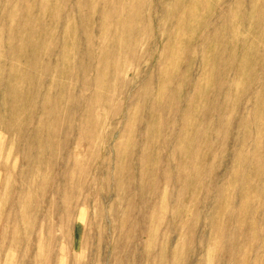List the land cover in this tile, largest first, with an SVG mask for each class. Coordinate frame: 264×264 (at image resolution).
<instances>
[{
    "label": "rangeland",
    "instance_id": "374dc122",
    "mask_svg": "<svg viewBox=\"0 0 264 264\" xmlns=\"http://www.w3.org/2000/svg\"><path fill=\"white\" fill-rule=\"evenodd\" d=\"M16 1L0 0V264L11 263L19 235L21 248L46 246L40 236L51 222L58 227L60 191L71 204L81 194V203L70 206V225L53 231L57 264H72L87 233L98 244L87 246V264H264V0H197L185 32L172 0H148L147 20L126 24L127 32L113 20L129 3L53 0L65 2L59 23L49 16L33 24L46 30L36 57L52 65L36 66L26 82L10 70V56L29 49L24 35L9 34L21 17L9 12ZM21 1L39 8V0ZM66 20L71 36L61 29ZM19 67L26 70L23 60ZM8 83L26 92L30 111L9 105ZM193 105L194 125L206 128L199 134L185 128ZM181 134L196 142L188 147ZM34 135L38 143L27 142ZM42 152L53 164L26 163ZM66 169L69 181H87L76 195L64 188ZM49 200L55 207L46 215Z\"/></svg>",
    "mask_w": 264,
    "mask_h": 264
},
{
    "label": "bare ground",
    "instance_id": "6f19581e",
    "mask_svg": "<svg viewBox=\"0 0 264 264\" xmlns=\"http://www.w3.org/2000/svg\"><path fill=\"white\" fill-rule=\"evenodd\" d=\"M53 1V0H52ZM52 1L50 0H39L37 1L38 3V9H35L34 6H32V2L29 3L30 5L29 6H25V2L23 1H16V3L19 5V8L16 9V10H11L9 12L12 13V15H16L17 17V14L20 13L21 17H19L18 21L16 23L12 22L10 23V26H11V30L9 31V34L12 35L14 33H20L22 35H24V37H21V46L22 44H25L29 49L27 51L23 50L24 48V45L22 46L23 48L20 47V49L18 50L17 52V56H15L14 54L11 55L10 57L14 60L15 58V62L12 63V60H11V66H10V70H13L15 72V74L12 76L13 79L19 81V82H26L28 80V77H33L32 76V73H34V69H36V66H42V67H50L52 64H51V61H47L46 63H43L41 60H39L36 55L39 53L38 49H39V42H40V37H44L45 34H46V30L43 29V28H34L33 27V24H39L41 23V19H43V17H53L54 16V19L55 21L57 22L61 16H62V13H63V7H61L63 4H65V2H63L60 7H56L57 5H54L56 4L57 2H54L52 3ZM57 1V0H56ZM158 1V0H156ZM189 1V0H188ZM2 2V1H1ZM29 2V1H28ZM49 2V3H48ZM126 2V3H129L128 4V7L129 9H125V11L122 13L123 16L118 19V20H113V22L116 23V25L119 27V29H121L122 31L124 32H127L129 30L128 27H126L128 24H131V23H134V22H139L140 20L144 19V20H147V18L145 17V10L150 8L151 7V3H149L148 0H115V3H123ZM159 2V1H158ZM25 3V4H23ZM60 3V1H59ZM164 3V2H163ZM172 3L174 5V9H175V13L173 14L172 16V19H175V20H180L182 22V27L180 29L181 32H185L188 30V27H187V22L189 21L188 19H190L191 21H195L196 18H197V13L196 11H198L202 4L201 2L198 1L197 3V0H192L191 3L187 4V6H184L182 5L181 3V0H172ZM255 3V2H254ZM111 4V3H110ZM159 4V3H158ZM112 5V4H111ZM17 6V5H15ZM119 6V5H118ZM124 6V5H123ZM156 6V5H155ZM127 7V6H126ZM159 7V6H158ZM249 7V6H248ZM14 8V7H13ZM105 8H108V6H105ZM146 8V9H145ZM250 8V7H249ZM75 10H73V12H76V8H74ZM251 9V8H250ZM10 10V9H9ZM18 10V12H17ZM19 10H23V11H19ZM127 10V11H126ZM142 10V12H141ZM108 11H111L112 15H116V14H119L118 12H122V9H118V8H115L114 6H109L108 8ZM72 12V14H73ZM3 13V12H2ZM6 13L7 12V9H6ZM160 13V12H159ZM247 13V12H246ZM259 13V12H257ZM261 13V12H260ZM264 13V12H263ZM5 14V13H4ZM9 14V13H8ZM7 14V15H8ZM72 14H69V13H66L64 15V17L67 19L72 18L73 15ZM109 14V13H108ZM164 14V13H163ZM10 15V14H9ZM8 15V16H9ZM37 15L38 17H40L39 19L37 18ZM264 15V14H263ZM6 16V15H4ZM5 19H7V17ZM222 16H226V15H222ZM243 16V15H242ZM10 17V16H9ZM8 17V18H9ZM244 17V16H243ZM263 17V16H262ZM108 18V17H107ZM111 18V17H110ZM222 18V17H221ZM256 18V17H255ZM4 19V20H5ZM53 19V20H54ZM244 19V18H243ZM73 20V19H72ZM72 20H69L62 25L61 29H63L65 31V33L67 32V34H69L71 36V34L73 33V27L69 24V26H66L65 27V24L66 23H70ZM82 20V18H80V16L78 17L77 19V22H80ZM224 20V19H223ZM112 21V19H111ZM244 21V20H243ZM256 21V19H255ZM62 22V21H61ZM257 22V21H256ZM261 22L264 23V20ZM14 23V25L12 26V24ZM53 23V22H52ZM59 23V21H58ZM109 23V20H106L105 22L103 21V25L106 26V24ZM246 22H244L245 24ZM260 23V22H259ZM258 23V24H259ZM127 24V25H126ZM258 24H255L258 26ZM260 25V24H259ZM262 25V24H261ZM263 26V25H262ZM261 26V28H262ZM5 28H6V25H5ZM223 28H225L223 26ZM255 28V27H254ZM257 28V27H256ZM4 31V29H3ZM7 31V30H6ZM75 31V30H74ZM5 32V31H4ZM106 32V31H105ZM3 33V32H2ZM7 33V32H6ZM224 33V32H223ZM8 34V33H7ZM14 34V36L16 35ZM18 35V34H17ZM16 35V37H17ZM18 36H21V35H18ZM108 37V36H107ZM10 38H12L10 36ZM15 38V37H13ZM12 38V39H13ZM113 38V37H112ZM110 37V39H112ZM18 39V38H16ZM14 40V39H13ZM19 41V40H18ZM15 42V41H14ZM11 43L12 40H11ZM18 43V42H17ZM16 43V44H17ZM115 43V42H114ZM15 44V43H14ZM19 44V43H18ZM17 44V46L19 47V45ZM180 45V44H179ZM11 46V45H10ZM16 46V47H17ZM178 46V45H176ZM239 46V49H240V45ZM184 48H187V49H193L194 47L192 45H184L183 46ZM12 48H13V45H12ZM38 48V49H37ZM65 48V47H64ZM68 48V47H67ZM119 47L118 46H114V49H118ZM252 48V47H251ZM254 49V48H253ZM64 50L65 49H62V52H61V55H63V57L61 59H59V63H64L66 62L65 59H64ZM227 51V50H226ZM240 51V50H239ZM47 52V51H46ZM250 52V51H249ZM254 52V51H253ZM226 54V53H225ZM254 55V54H253ZM47 56L49 58H51V53L48 52L47 53ZM226 56V55H225ZM28 58L27 61H25L24 58ZM229 57V56H228ZM257 57V56H255ZM226 58V57H225ZM258 58V57H257ZM9 59V58H8ZM247 59V58H246ZM17 60V61H16ZM23 60V62L25 63V68L26 70H22L19 65H20V61ZM227 60V59H225ZM253 60H255V58L253 59L252 58V63H253ZM258 60V59H256ZM9 61V60H8ZM210 61V60H209ZM212 64L215 63L214 59L211 61ZM218 62L220 63L221 62V59L218 60ZM244 63V62H243ZM249 63V61H248ZM246 63V64H248ZM246 64H243V65H246ZM250 64V63H249ZM242 65V64H241ZM212 66V65H211ZM214 67V66H212ZM246 68V67H245ZM21 69V71H20ZM1 70V69H0ZM237 70V69H236ZM27 72V74L25 75V73ZM235 71V70H234ZM241 71V70H240ZM3 73V72H2ZM22 73H24L23 75H21ZM221 73V72H220ZM233 73H236V72H233ZM242 73V71H241ZM222 74V77H223V73ZM258 73H256L257 75ZM2 75V74H1ZM21 75V76H20ZM243 75V74H242ZM105 74L102 72L100 74V77L99 79L100 80H105L106 77H104ZM234 76V75H233ZM236 76V75H235ZM262 76V75H260ZM1 77V76H0ZM237 77V76H236ZM206 78V77H205ZM216 76L214 74H211L208 76V79H210V82H214L216 80ZM264 78V76H263ZM223 79V78H222ZM221 79V81H222ZM237 79V78H236ZM262 80V79H261ZM228 81V80H227ZM263 81V80H262ZM261 81V82H262ZM236 83V81H235ZM10 83H8L9 85ZM220 84V83H219ZM222 84V82H221ZM228 85V83H227ZM238 85V84H237ZM264 85V84H263ZM262 85V86H263ZM5 86V85H4ZM260 86V85H259ZM222 87V86H221ZM257 87V86H256ZM254 87L253 85V88H256ZM261 87V86H260ZM7 88V87H6ZM9 89H7V92H8V96H7V99L8 101L10 102L9 105H12L14 107H18L19 105H24L25 109L29 110L30 111V105L32 104L31 102L29 103V105H26L28 103L26 97V92L25 91H20V90H14V88L11 86V84L9 85L8 87ZM224 88V87H223ZM258 89V88H257ZM2 90V89H1ZM201 90V89H200ZM252 92V91H251ZM253 92H254V89H253ZM252 92V93H253ZM259 93L260 90L258 91ZM29 93V92H27ZM216 93V92H215ZM250 93V92H249ZM251 93V94H252ZM220 94V93H219ZM262 94V93H261ZM217 95V93H216ZM264 94H262L263 96ZM200 96V95H199ZM249 96V95H248ZM204 97V96H203ZM254 97V95H253ZM264 97V96H263ZM211 98V97H210ZM257 98V96H256ZM255 98V99H256ZM259 98V96H258ZM193 99V98H192ZM255 99L253 98L254 102H255ZM258 100V99H257ZM256 100V101H257ZM264 100V99H263ZM261 101V100H259ZM200 102V101H199ZM263 102V101H262ZM261 102V103H262ZM258 103V102H257ZM260 103V102H259ZM8 104V103H7ZM21 105V106H22ZM257 105V104H256ZM255 105V107H256ZM263 105V104H262ZM261 105V108H263ZM260 106V105H259ZM197 107V106H196ZM254 107V108H255ZM258 107V105H257ZM256 107V108H257ZM44 110V109H43ZM157 110V109H156ZM264 110V108H263ZM198 111L197 108H194V105L192 106L191 109L188 110V112L190 113V115L192 116V120L190 121H187L186 122V129H188V127L194 125V118L195 116L197 117V114H198ZM258 111V110H257ZM259 112H261L260 114H262V111H260L259 109ZM46 114L48 115H55L56 114V111L55 110H52L49 108H46V111H45ZM54 113V114H52ZM8 114V113H7ZM254 114V113H253ZM153 115V114H152ZM259 114H257L258 116ZM262 116V115H261ZM50 117V116H49ZM155 117L156 116H152V122L155 120ZM194 117V118H193ZM209 117V116H208ZM211 117V116H210ZM209 117V118H210ZM260 117V116H259ZM212 118V117H211ZM258 119V117H257ZM208 120V119H207ZM210 119L207 121L209 122ZM218 122V121H217ZM257 122V121H255ZM260 122V121H259ZM165 123V122H164ZM262 123L264 124V120L262 121ZM204 123H202L200 126H196L194 125L193 128H195L196 130V134L200 133V131L203 129H206L203 125ZM257 124V123H256ZM259 125V124H258ZM263 126V125H262ZM208 127V125H207ZM261 127V126H260ZM44 129V128H43ZM33 133V132H32ZM35 134V133H34ZM205 134V133H204ZM22 136V135H20ZM36 135H34V137H31V138H28L27 136V142H32V143H38V137H35ZM180 137L182 142H184L186 145H188V147H191L193 146V144L196 142V139H193V138H190L188 136H186L185 134H181ZM198 136V135H197ZM263 136V135H261ZM23 137V136H22ZM154 138H156V135H154ZM25 139V138H24ZM149 141V140H148ZM51 143H52V140H51ZM45 144V143H44ZM151 144V143H150ZM256 144V143H255ZM53 145V144H52ZM46 146V144H45ZM44 147V146H43ZM164 147H165V144H164ZM54 149V146L53 148ZM256 149V147H255ZM44 150V149H42ZM41 150V151H42ZM55 151V149H54ZM257 151V150H256ZM53 152V150H52ZM54 154V153H53ZM56 154V153H55ZM145 154V153H144ZM185 154L186 156H189V153H187V151H185ZM31 157V158H29ZM144 157V156H143ZM51 158V157H50ZM52 159V158H51ZM74 159V158H73ZM145 159V158H144ZM144 159H141L142 160V166L144 164ZM25 161L27 164H30V165H34V166H37L39 168H43L44 166L46 165H50V164H53V162L50 160L49 162H47L46 158H44V155H43V152L40 154L38 153L37 155H34V157H32V155L30 154V156H26L25 158ZM200 161V160H199ZM52 162V163H50ZM186 164V163H185ZM184 166V164H183ZM53 165H52V168L53 169ZM54 170V173L55 174H60L59 171L56 172V168L53 169ZM63 175H65V180L63 181L64 183V188L65 189H68L72 195H76L77 194V191H79V193L81 191L84 190V188L86 187L87 185V181L86 180H81L79 179L78 181L76 182H72V181H69V178H70V171L68 169H66L64 172L62 171ZM153 175V174H152ZM143 177V175H142ZM147 176L146 177H143V182L141 184V187L143 189H147L149 187L148 185V181L146 180ZM142 179V178H141ZM188 179V178H187ZM186 179V180H187ZM154 185H155V182H154ZM157 186V185H156ZM244 190V189H243ZM156 193V192H155ZM54 195H57L60 200L59 204H62V207H60V211L57 212L60 216L58 217V227H55L54 224L51 222L48 229H47V232L44 233V234H41L40 237H42V239H45V243H46V246H42V247H39L38 250H36V248L34 247L33 245V241H31L26 248H21V245H23V242L20 243V235L17 237L16 239V244L18 245L16 247V250H15V253L13 252H10V255H11V263L10 264H57L58 262V258H57V255L55 254V250H54V246L56 244V235H54L53 231L55 230V228H60V229H63L64 227L66 226H69L70 225V218H71V210L70 209V206L73 205L74 207L78 206L80 203H81V200H80V195L77 197V201L75 203H72L70 201H68L66 199V196H67V193H65L64 191H60V192H56V194ZM130 201V200H129ZM48 204V208L45 212L46 215H50L52 212H53V209L55 207V203L53 200H49V203ZM86 202L84 201L82 203V206H85ZM157 206V205H156ZM158 207V206H157ZM156 207V208H157ZM131 210V209H130ZM18 212H22V209H18L17 210ZM63 215H66L68 218H66L65 216ZM24 214L23 213H19L17 217H23ZM59 231V230H58ZM85 240H83V244L81 245V248L79 251L76 252V256L73 258L72 260V264H87V263H84L83 262V257H84V252L87 248L88 245L90 246H93L95 247L96 245H98L96 242H92L91 240V235L90 234H86V237L84 236ZM97 241V239H96ZM89 243V244H88ZM74 253V252H73ZM71 252V255L73 254ZM113 253V252H112ZM114 254V253H113ZM70 255V256H71ZM93 255V254H92ZM97 256V254H96ZM73 257V256H72ZM106 258V256H105ZM109 258V257H108ZM115 258V257H114ZM110 259V258H109ZM61 260V259H60ZM63 260V259H62ZM92 260H97V257L93 256V259ZM91 260V261H92ZM113 260V259H112ZM8 258L2 262L1 264H8ZM64 261H61L60 264H63ZM107 263H110L109 260L107 259ZM106 263V264H107ZM112 263V262H111ZM90 264V263H88ZM95 264V263H94Z\"/></svg>",
    "mask_w": 264,
    "mask_h": 264
}]
</instances>
